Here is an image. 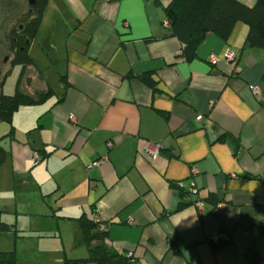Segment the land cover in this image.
I'll return each mask as SVG.
<instances>
[{
	"label": "crops",
	"instance_id": "obj_1",
	"mask_svg": "<svg viewBox=\"0 0 264 264\" xmlns=\"http://www.w3.org/2000/svg\"><path fill=\"white\" fill-rule=\"evenodd\" d=\"M46 2L34 39L46 29L54 85L28 66L19 90L47 95L0 119V208L25 204L15 223L56 235V264L88 258L82 219L105 232L119 264H252L250 250L264 264V47L249 45L248 25L237 22L226 39L207 34L186 58L163 24L171 0ZM160 141L147 159L144 147ZM211 237L227 242L214 247ZM11 252L15 264L46 261Z\"/></svg>",
	"mask_w": 264,
	"mask_h": 264
},
{
	"label": "trees",
	"instance_id": "obj_2",
	"mask_svg": "<svg viewBox=\"0 0 264 264\" xmlns=\"http://www.w3.org/2000/svg\"><path fill=\"white\" fill-rule=\"evenodd\" d=\"M46 1L35 0V3L30 6L25 24L19 25V31L16 29L10 31L13 57L9 63L21 66V76L13 95H4L0 88V119L4 122L10 123L13 112L20 106L41 102L47 95L46 93H37L34 96H29L19 90L20 80L25 69L34 64L28 54V49L30 42L34 39ZM165 13L173 35L183 44L181 56L185 55L186 58L194 56L199 43L207 34L212 33L226 39L237 22H244L248 25L247 41L250 46L264 47V0H254L252 6L244 4L241 0H171L165 7ZM8 74L9 71L4 77ZM139 78L150 84L148 76H140ZM3 82V80L0 81V87ZM4 156V149L0 145V166ZM80 226L89 249V256L78 260L66 259L64 264H77L89 260L97 264H119L123 261L121 256L106 250L104 245L105 232L97 229V224L94 221L82 219ZM11 227L0 222V230L12 231ZM93 239L95 242L90 248ZM225 243L216 242L214 247H221ZM246 253L252 264H257L260 261L255 252L250 250ZM16 259L14 252L0 253V264H15Z\"/></svg>",
	"mask_w": 264,
	"mask_h": 264
},
{
	"label": "rangeland",
	"instance_id": "obj_3",
	"mask_svg": "<svg viewBox=\"0 0 264 264\" xmlns=\"http://www.w3.org/2000/svg\"><path fill=\"white\" fill-rule=\"evenodd\" d=\"M29 1L30 0H0V81H4L0 88L2 93L7 96H11L15 93L17 82L21 76V66L17 64L11 65L9 63L13 57L10 44V31L12 29H16L17 31H19V25L25 24L28 12L31 8ZM39 27L40 23L38 25L34 38H36L37 36ZM45 31L46 29H44L43 27L40 29L37 39H34L36 41L32 45L31 53L29 54L28 52V54L32 58L34 66L39 69L42 68V74L44 73V77L54 85L53 79L49 74L51 73V52L44 47L42 42V39L46 34ZM8 71V76L4 77V75ZM5 145L7 148V142H5ZM3 181H6V179H3ZM11 190L12 187L9 185L8 202H10V204L14 203L13 192ZM5 195L6 194L2 192L1 198L4 199ZM20 210L21 212H25L26 214V205L18 203L17 210L12 208L6 209L5 206L0 208V222H3L7 225H16V227L12 226V234L7 233V229L0 230V247L3 248L6 252L15 250L20 251L23 254H33L36 259L44 258L46 259L44 264H56V259L58 258V256H63L64 253L63 246H59V238L56 235L43 236V233L39 229V227H37V229H26L23 228L24 225L18 226V223H15V215L16 212L18 213L20 212ZM18 222L24 224V219L20 218L18 219ZM35 222V220H32V224H35ZM14 229H18V232H16V230ZM28 238L35 240L37 244L35 251L28 249L26 243V239ZM24 264L30 263L26 261L24 262Z\"/></svg>",
	"mask_w": 264,
	"mask_h": 264
},
{
	"label": "built area",
	"instance_id": "obj_4",
	"mask_svg": "<svg viewBox=\"0 0 264 264\" xmlns=\"http://www.w3.org/2000/svg\"><path fill=\"white\" fill-rule=\"evenodd\" d=\"M163 24H164V26H166V27L169 26L168 21H165ZM178 54H182V51H181V50L178 51ZM234 59H235V55H234V53H233L230 49L226 50L225 53H224V55H223V59H222V60H223L224 62H226V63H230V62L233 61ZM208 61H209V63H211L212 65H215V64L217 63V61H218V57H217L216 55H214V54H211V55H209V57H208ZM238 71H239V68H236V69H235V72H238ZM252 91H253V93H257V92H258V89H257L256 87H253V88H252ZM73 118H74L73 116L70 117L71 120H73ZM196 119L199 121V120L202 119V117H201V116H197ZM110 145H111V144L109 143V146H110ZM164 148H165V144H164L163 141L156 142V143H148V144L144 147V149H143V154H144V156H145L147 159L152 160V159L157 158L158 155H159V152H160L161 150H163ZM32 157H33L34 163H37V162L40 160L39 154H38L37 152H34L33 155H32ZM101 160H102V159H101ZM101 160H98L97 162L93 163V165L100 163ZM196 172H197L196 169H195L194 167H192V168H191V171H190V175H194ZM190 190H191L192 192H194V193L197 192V190H196V188H195V185H194V183H193L192 181H190ZM195 206H196L197 208H202V207H203V202H202L201 200H198V201L195 202ZM219 206H221V205H219ZM95 219H96V218H95ZM216 240H217L216 237H211V238H210V241H216Z\"/></svg>",
	"mask_w": 264,
	"mask_h": 264
},
{
	"label": "water",
	"instance_id": "obj_5",
	"mask_svg": "<svg viewBox=\"0 0 264 264\" xmlns=\"http://www.w3.org/2000/svg\"><path fill=\"white\" fill-rule=\"evenodd\" d=\"M34 3H35V0H30V1H29V4H30V5H33Z\"/></svg>",
	"mask_w": 264,
	"mask_h": 264
}]
</instances>
